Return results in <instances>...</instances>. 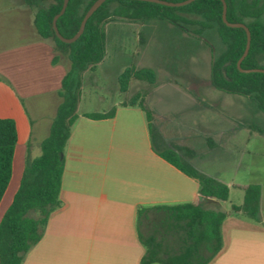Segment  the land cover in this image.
<instances>
[{
    "label": "trees",
    "instance_id": "1",
    "mask_svg": "<svg viewBox=\"0 0 264 264\" xmlns=\"http://www.w3.org/2000/svg\"><path fill=\"white\" fill-rule=\"evenodd\" d=\"M22 1L34 11L36 34L50 40L56 52L66 55L69 69L61 78L58 92L61 101L47 137L39 144L40 154L32 158L27 154L18 188L0 221V264H21L27 251L40 240L50 214L61 206L62 153L77 118L81 75L86 70H93L104 56V24L108 18L165 20L198 37L208 29H215L224 49L211 61V86L225 93L250 98L264 113V73L238 70L236 62L245 48V31L224 25L220 0H194L179 7L135 0H106L88 18L81 35L71 43L61 42L52 29V19L60 11L63 0ZM94 1L68 0L64 12L56 20L58 32L65 38L72 37ZM224 2L226 20L243 23L250 33L248 52L241 60L240 68H264L260 65L264 61V24L259 20L264 12V0ZM57 60L58 56L52 58L53 63ZM131 79L153 85L155 75L149 68H125L117 76L120 93L127 90ZM137 104L144 113L153 151L195 179L199 186L196 203L156 205L137 210V232L145 248L141 264H207L222 246L220 226L226 215L215 204L227 200L228 186L193 166L187 160L191 155L188 148L165 143L158 149L154 140L160 137L151 124L153 115L144 105L143 98L139 97ZM112 115L111 109L106 113H87L84 116L102 119ZM15 143L14 121L0 118V200L11 176ZM242 191V203L231 205V210L258 221L259 185H245Z\"/></svg>",
    "mask_w": 264,
    "mask_h": 264
},
{
    "label": "crops",
    "instance_id": "2",
    "mask_svg": "<svg viewBox=\"0 0 264 264\" xmlns=\"http://www.w3.org/2000/svg\"><path fill=\"white\" fill-rule=\"evenodd\" d=\"M11 9L20 38L25 40L23 46L38 49L42 56L46 53L47 66L55 71L62 62H52L56 53L36 34L34 11L23 1ZM63 75L58 77L51 111L35 120L27 115L12 86L6 80L0 81V118L12 119L16 129L11 176L0 200V221L18 188L27 154L31 158L40 154L37 155L39 144L47 137L61 101L58 92ZM118 95L123 93L118 91ZM78 106L62 153L61 206L50 214L40 240L27 251L21 264H141L145 248L137 232V210L196 203L198 183L153 151L147 122L137 102L118 100L106 106V110H79ZM111 109V117L84 116ZM156 122L159 146L171 143L164 135V123ZM188 144L173 145L191 149L187 160L200 170L199 157L193 150L198 143ZM205 174L229 189L228 205H224L226 201L215 204L226 215L220 226L222 246L207 264H264L263 189L259 185V220L254 221L231 210V205L242 203V187L248 184L226 182ZM234 187L242 192L237 194V199L241 197L237 204L229 200Z\"/></svg>",
    "mask_w": 264,
    "mask_h": 264
},
{
    "label": "rangeland",
    "instance_id": "3",
    "mask_svg": "<svg viewBox=\"0 0 264 264\" xmlns=\"http://www.w3.org/2000/svg\"><path fill=\"white\" fill-rule=\"evenodd\" d=\"M20 5L22 0H0V81L12 86L27 115L35 120L51 111L58 77L69 63L50 40L45 43L62 62L55 71L47 66L46 53L42 56L38 49L23 46L25 40L11 12ZM259 20L264 24V12ZM104 34L102 60L92 72L81 75L79 110H106L118 100L144 98L153 115L152 127L158 133L156 121H162L170 144L198 143L193 150L201 172L235 184L256 183L264 191V113L250 98L211 86V61L224 49L215 29L198 37L165 20L111 17L104 24ZM128 67L151 69L155 82L131 79L119 97L117 76ZM154 143L158 149L163 147L157 138ZM237 194L242 192L232 188L231 203L240 202Z\"/></svg>",
    "mask_w": 264,
    "mask_h": 264
},
{
    "label": "water",
    "instance_id": "4",
    "mask_svg": "<svg viewBox=\"0 0 264 264\" xmlns=\"http://www.w3.org/2000/svg\"><path fill=\"white\" fill-rule=\"evenodd\" d=\"M105 1L106 0H95L89 6V8L86 10V12L84 13V15H83V17H82V19L80 21V25H79V28H78L77 32L72 37L65 38L58 32L57 27H56V20L64 12V10H65V8L67 6V3H68V0H63V3H62L60 11L52 19V29L54 31L55 36L63 43H71V42L75 41L81 35V33H82L83 29H84L85 23L88 20V18ZM135 1H143V2L155 3V4L168 6V7H179V6H183V5L189 4V3H191L194 0H183V1H178V2L167 1V0H135ZM220 2L222 4L221 20L224 23V25L227 26V27H230V28H242L245 31V35H246L245 48H244V51H243L242 55L240 56V58L236 62V66H237L238 70L240 72H243V73H249V72L264 73V68H252V69H242V68H240V62L246 56V54L248 52V48H249V44H250V33H249L248 28L243 23H231V22H228L226 20V4H225L224 0H220ZM223 74H224V72H223Z\"/></svg>",
    "mask_w": 264,
    "mask_h": 264
}]
</instances>
